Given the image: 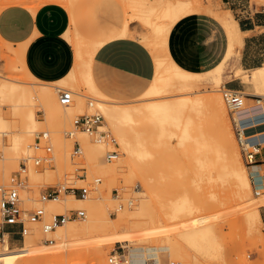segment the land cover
Here are the masks:
<instances>
[{
	"label": "rangeland",
	"instance_id": "obj_1",
	"mask_svg": "<svg viewBox=\"0 0 264 264\" xmlns=\"http://www.w3.org/2000/svg\"><path fill=\"white\" fill-rule=\"evenodd\" d=\"M156 1L158 2V0H80L71 14L75 15L76 23L70 22V28L68 29L69 37L65 36L74 49V58L75 52H78V50L82 58L85 57V60L83 58L84 67H80L79 72H77V78L73 81L66 78L62 83L56 81L44 82L46 80H38L37 78L34 79L28 76L22 66L18 52L21 46L16 48L13 44L6 43L0 38V84L2 81L10 79V81L14 80L20 84L34 88L47 85L55 93L57 102L59 103V108L53 109L51 116L46 117L44 107L38 99H35L33 102L35 104H32V107H34L36 112V126L34 128L35 131L29 133L25 132V128L22 125H17L11 119L13 109L9 101L10 98L0 95V113L4 112L10 116L6 119L7 128L4 129V132H0V138H3L0 142V183L7 182L9 176L19 168L21 159L29 155L25 152L27 145L23 146L8 142L10 136L16 134L24 137L32 135L35 139L39 132L48 131L54 145V161L52 164H44L38 168L31 167V173L30 169L26 176L29 186L25 195L26 197L29 196V198L25 200L24 205L30 209H34L38 205H43L45 208V204L49 200L40 202V193L57 184L76 187H92L97 185V190L92 192L93 195L91 194L92 198L94 196L97 198L95 201L92 202L90 197H88L85 202L79 204L72 202L73 205L70 209H83L86 211V217L74 218L66 223L72 222L82 225L91 216L108 219L107 222L98 220L94 223V227L91 226L90 229L82 232L79 236L80 239L73 243V248L70 245L66 246V240L68 241L66 237L62 239L59 237L57 239L56 233H44L42 231V223L28 224V235H25L24 239L21 238L18 244L10 243L9 241V249L24 247L26 238L29 235L36 238L37 244H53L56 249H43L45 253L49 252L45 256L36 255L32 257L25 255L15 264H112L109 261L112 254L122 258L121 264H128L127 259L129 258L130 249L160 244L172 246L170 251H161V264H170L171 262L177 264H264V222L261 219L257 223V227L251 230L247 221L250 207L245 204L250 201L247 198H258L259 195L255 193L256 187L250 176L248 165L244 163L242 158L233 129L231 114L224 99L226 108L225 118L205 114L203 111L199 113L200 111L196 110L195 120L202 127L205 141L211 146L215 147L216 145V147H221V144L231 141L236 145L241 156L240 160L248 170L252 184L250 195L242 198H239L234 192V186L231 184V181L217 180L208 182L205 176L201 175L203 169L199 168L198 159L197 157L195 158V156H198L197 152H186V154L183 152V146L178 142L180 138L176 137V125L174 124L166 123L163 131L160 133V125L158 123L154 125L155 121H152L154 122L153 127L150 124L151 121L148 123L147 120H143L145 119L144 117L140 119L138 116H134L133 121H124L123 126L126 130H129L130 126L136 128L141 126L140 131L142 134L140 138L144 142V145H138L135 135L131 132L132 144L134 146L137 144V148L141 152L131 153L132 164L129 167L131 170L125 168V171L120 172V175L116 174V178L114 179L111 178L109 169L114 165L116 160L124 157V152L120 149L116 131L105 116V129L109 130L113 137H115L118 143L117 147H114L110 142L106 144L99 143L92 136L83 132H76L73 138L65 135V132L72 128V122L76 116L85 112L100 111L102 113L96 103L97 99L101 97L91 89V86H88L90 81L87 69L91 59L88 56H90L91 52H86L87 45H96L103 33L111 26H122L126 20H129L131 22L130 28L133 32L130 31L128 36H135L136 33V37L144 42L152 52V48L141 39V36H150L151 28L148 27L145 20L154 19L156 16L151 11H144L145 9L141 5L139 6V4L149 3L151 5ZM203 1L204 4H211L215 9L220 10V12L224 9L231 10L227 5L220 4L219 0ZM248 1L257 7L264 5V0ZM50 2L52 0H0V10L10 4H21L35 9L40 5ZM132 3H138V7L135 8V18H133V10L131 8ZM66 8L68 9V7ZM68 10L71 13L70 8ZM231 12L237 20L240 18L241 14L232 10ZM202 17L210 20V24L214 26V31H219L221 59L227 47L225 32L219 23L211 21L212 18L210 16L203 15ZM133 40L145 46L139 40ZM77 42L81 45L83 51L80 50V46L77 49ZM89 42H91V45ZM93 47L91 46V48ZM217 61L204 70L213 68L218 63ZM227 69L226 71H228ZM98 73L96 66L93 64V79L101 91L109 96L110 102L118 103V105H139L140 103H147L150 99L152 101V98L144 100L146 99L145 97L138 96L142 89L139 87L133 88L131 86L132 81H125L128 84L126 86H120L119 84L115 86L108 84L107 77L100 76ZM84 74L85 78H83ZM153 77L151 78L150 76L151 79L145 80L144 83H149L148 85H150ZM207 77L209 78L207 79ZM231 80H235V82L240 84L242 92H248L245 106L250 111L246 113L247 115L264 111V97L252 94L255 92V89L251 83H245L241 78H233ZM227 81L225 80L224 83L215 86L210 75H205L204 81L198 86L200 92H197V94H219L222 97L220 90L225 85L228 86ZM63 83L66 86H62ZM58 87L75 90L74 102L68 105L72 106L73 112H69L68 106L60 104L58 100ZM172 87V85L167 86V88L164 87V89L166 88V92L170 90L167 92V95L176 96L181 94L180 91L176 90V87ZM174 96L172 98L167 97L166 99H175L176 97ZM255 97L262 99V102H256L254 100ZM160 99L163 98L156 100ZM90 101H93L94 104L89 105ZM112 103H108V105H112ZM260 106L263 107L258 110L257 108ZM60 113L61 116H59ZM157 125L159 130L157 129ZM260 128L264 129V125L260 126ZM259 134H264V132ZM56 135L62 137L64 143L62 146L54 140ZM76 138L81 141L83 148V155L80 158L72 157L73 143ZM88 141H91V144L94 145V148L91 150L88 147ZM28 142L32 144L31 140ZM196 144L192 143V146L195 148L197 147L195 146ZM187 145L189 146V143ZM114 148H118L119 150L118 157L112 160L105 158V153ZM188 154H192L190 155L191 157ZM81 167L84 168V171L79 170ZM9 169L11 170L9 171ZM262 173H264V169ZM81 174L83 176L80 177ZM97 178L101 179V182L98 184L95 183V179ZM145 179L152 184L149 190L146 188V184H144ZM117 192L119 196L115 197L113 194ZM186 194L192 198V209L176 214L175 204L180 200L179 198H182ZM70 195L82 197L70 192L63 197L68 199ZM141 203H145L149 210L138 214L139 210L137 209ZM120 205H122L121 208ZM70 209L66 212L69 213ZM125 210H128L131 214L136 213L137 210V213L133 216H129L128 213L122 214ZM51 217L52 215H47L46 218L50 219ZM108 225L111 227L107 228ZM194 228H207L209 230V237L218 245L219 253H217V256L207 255L199 251L184 239V234ZM119 233H127L130 238L124 241H116L115 237ZM48 238L55 241L50 243L51 241H48ZM61 240H64L63 243ZM2 242L0 241V245ZM201 245L202 247L203 245L205 246L204 241H201Z\"/></svg>",
	"mask_w": 264,
	"mask_h": 264
},
{
	"label": "bare ground",
	"instance_id": "obj_2",
	"mask_svg": "<svg viewBox=\"0 0 264 264\" xmlns=\"http://www.w3.org/2000/svg\"><path fill=\"white\" fill-rule=\"evenodd\" d=\"M76 1L77 0H52V2L64 4L69 8H71ZM156 2L151 5L149 3L139 4V6L141 5L142 8L145 9L144 11H148V12L151 11L153 12V15L156 16V18L154 19L145 20L148 27L151 28L150 36L149 35L141 36V39L145 41L150 48H152V52L155 58L156 70H155V74L153 75L154 77L151 84L146 86V88L138 95L140 97H145L146 99L144 100H148V98H152V101L150 99L148 100L147 103L144 104L140 103L139 105L138 104L118 105V103H112V101L110 102L109 96H107L104 92H102L101 89L96 84V82L94 81L91 71L92 58L97 48L102 43L97 42L96 45H91V42H89L90 45L94 47L91 48V46L88 45L86 47L87 48L86 52L87 53L91 52V54H89L90 56H88L91 58L88 63V69H87L89 75V81H90V84L88 86H91V89L101 97L98 98L96 101L97 106L100 108L104 116L111 122L114 130L116 131V135L119 140L118 142L121 147L120 149H122L123 150L122 152H124V157L122 155L123 158L116 160L114 165L109 169L111 178L112 179L116 178V174L125 171V168L130 169L129 167H131L132 164L131 163L132 158L130 156L131 153L141 152V150L139 151L138 150L139 148H137V144L144 145V142L140 138L142 134L140 131L141 126H139L138 128L134 126H130L129 130H126V128L123 126L124 121H133L134 116H138L140 119L141 118L143 119L144 117L145 119L143 120H147L148 123L151 121L150 124L153 127L158 123L161 127L160 133L161 131H163V127L164 125H166V123H171L176 125L175 127L176 137L180 138L178 142L179 144H181V146H183L182 147L184 150L183 152H185V154L186 152H197L198 156H195V158L197 157L198 164L201 166V167L199 166V168L203 169V171L202 169H200L203 172L201 173V175L203 174L208 182L217 181V180L231 181V184H233L234 186V192L239 198L248 196L250 195V191L252 190L251 179L248 170L240 160L241 156L239 155L236 145L232 141L231 142L224 141L225 144H221L222 145L221 147L220 146L216 147V145L215 147L211 146L209 143H207V141H205L206 139L204 138V132L202 130V127L198 125L195 120L196 110H199L200 111L199 113L203 111V113L205 114H212V116L215 117L217 116L218 118H225L226 108L223 98L219 94L204 95L203 93L197 94V92H200L198 90V86L202 83V81H204L205 75H210L211 80L213 81L215 86L224 83L225 80H231L233 78H241L243 82L251 83L254 86L255 92H253L252 94H256L258 96L264 97V65L261 67L253 68L251 70H244V68L242 67L239 59L241 56V48L244 43L245 32L241 30L239 26V22L233 16L231 10L225 9L222 12L214 11L212 9V5L204 4L203 0H158V2L157 3ZM131 6L133 10V18H135V10H136L135 8L138 7V3H134V4L132 3ZM203 12L213 14L215 18L221 23L222 28L226 33L228 44L226 51L223 54L221 60L218 62V64H216L213 68L209 70L195 71L185 68L180 64H178L172 58L167 43H168L169 33L172 27L174 26V24L179 19L191 14H199ZM130 23L131 22L127 20L124 29L121 32L122 36L129 35ZM78 46L81 47V45L78 44L77 49L80 48ZM80 50L83 51L82 47ZM23 51H24V47L23 45H21L18 52L20 54V59L22 61V66L25 70V73L28 76L36 79L25 66V62L23 61V55H24ZM83 58L85 60V57ZM83 58L80 55L79 50L78 52L76 51V60L74 67L66 76L57 80L56 82L62 83L64 80H66V78H68L70 81L76 80L77 72H79L80 67H84ZM81 69L83 70V68ZM226 69L228 71H226ZM85 74L83 78H85ZM208 78L209 77H207V79ZM171 85L173 87H176V90L180 91L181 94L180 95L175 94L176 96L167 95L168 94L167 92L170 90L166 92L165 89L167 88V86H171ZM62 86H66V85L63 83ZM164 87L166 88L164 89ZM243 92L246 94L248 93L246 91ZM0 95L3 97L10 98L9 101L12 104L11 106L13 109V116L11 117V119L17 125L18 124L22 125V127L25 128V132H29V133L34 132L35 131L34 128L36 126V120H35L36 112L34 110V107H32L33 106L32 104H35L33 103L35 99H38L41 105L44 107L42 108L44 109L46 117L51 116L53 109L59 108L58 106L59 103L57 102L55 93L47 85H43L40 88L38 87L34 88L20 84L14 80L10 81V79H8L1 82ZM172 96L176 98L166 99L167 97L172 98ZM153 98L155 99L154 101ZM158 98H163V99L156 100ZM259 100H260L259 103H261L262 99ZM108 103H112V105H108ZM93 104L94 103H92V105ZM67 108L69 109V112H73L72 106H68ZM254 114L249 115L248 119H254L256 116ZM59 116H61V113L59 114ZM7 117L10 116L6 115L4 112L0 113V132H4V129L7 128L6 126ZM152 121H155V124ZM254 121L259 122L262 120H253V122ZM261 124L264 125V121L259 125H257L259 126L257 127L258 129H261L260 128V126H262ZM157 129H158V125H157ZM79 132L82 131H78V133ZM131 132L135 135V139L137 143L135 146L132 144L131 141V134H132ZM172 133L174 134V132ZM2 139L3 138H0V142L2 141ZM29 140H31V143H33L34 137L32 135L31 136L28 135L24 137L16 134L14 136H10L8 142L16 143L17 145H23V146L27 145V149L25 152L30 154L31 144L28 142ZM54 140H56L57 143L61 146L64 144L62 137L56 135ZM99 143L106 144L107 142L106 143L99 142ZM188 143L189 146L187 145ZM192 143L195 144L197 143L195 145L197 147L194 148V146H192ZM88 144L90 150L94 148V145L91 144V141H88ZM253 169H256V167L252 166V170ZM10 170L11 169H9V171ZM31 171L32 169L30 170V173ZM259 175L262 177L261 180L263 181L264 173L261 172ZM259 175L257 174H255V176L253 175V177H251L252 180L255 181L256 183H259L260 181L258 180ZM144 184H146L145 186L146 188H148V190L152 186V184L146 179L144 180ZM257 186H258L257 188H261L260 189L261 193L259 194V197L247 198L250 201L248 203H245L247 204L246 206L250 207L247 214L248 216L247 221L251 230L256 228L257 223L261 221L262 218L260 213V206L264 205V184ZM64 199H66V197H61L59 199H49V201H47V203L45 204L46 215L53 216V214L56 213H65L67 210H69L72 207L73 205L72 202L79 204L85 202L87 198L74 197L70 195L68 199L66 200ZM96 199L97 198L95 196L93 198L90 197V200L92 202L95 201ZM179 199L180 200H178L176 204L174 203L176 206L175 209L176 214L184 210L192 209V203H193L192 198H190L188 194L182 196V198ZM137 210H139L138 214H141L143 212H147L149 208L147 209L145 203H141L139 204ZM127 213L129 214V216H133L134 214H136V213L131 214L128 212V210H125L124 213L122 214H127ZM65 214H67V212ZM98 220L104 222L108 221V219L104 217L98 218L91 216L82 225H77L72 222L66 223L69 221L68 220L64 223L58 224L55 228L51 230H47L44 233H50V232H53V234L56 233L55 235L57 239L59 237L61 239L63 237H66L68 239V241L66 240V246L68 247L70 245V247L72 246L73 248L74 246L73 243H75L76 240L80 239L79 238L80 234L90 229L91 226H93L94 223ZM110 227L111 226L108 225L107 228ZM26 235H28V233ZM6 236L7 238H5L2 244L0 245V264H15L19 259H21V257L25 255H29L32 257L36 255L45 256V254L46 253L48 254L49 252L45 253L43 249L55 247L53 244H51L53 246L47 243L37 244L36 238L29 235L26 238V244L24 247L9 249V240H8L9 237L8 235ZM209 236H210L209 230L207 228H194L191 231L188 230L184 234V239L190 242L199 251L204 252L207 255L210 254L212 256L213 255L217 256L218 255L217 253H219L218 245ZM129 238L130 237L127 233H119L118 235H116L115 240L124 241V240H128ZM47 240L51 241L50 243H53L55 241V240L52 241V239L50 238H48ZM201 241H204L205 246L203 245L202 247ZM58 246L60 245L58 244ZM171 248L172 246L169 244L151 245L146 247H134L130 249L127 263L128 264H161V260H160L161 251H170Z\"/></svg>",
	"mask_w": 264,
	"mask_h": 264
},
{
	"label": "crops",
	"instance_id": "obj_3",
	"mask_svg": "<svg viewBox=\"0 0 264 264\" xmlns=\"http://www.w3.org/2000/svg\"><path fill=\"white\" fill-rule=\"evenodd\" d=\"M79 2L80 0H77L70 8L71 13L69 7L67 9L64 4L53 2L35 9L21 4H10L0 10L1 40L13 44L16 48L23 45L25 66L38 80L57 81L74 67L76 52L74 58V49L65 36L69 33L70 22L76 23L75 15L71 14ZM219 2L241 14L236 20L241 30L245 32L239 59L244 70L263 66L264 5L257 7L248 0ZM212 9L220 11L213 6ZM203 15L210 16L214 19H211L212 22L216 21L215 23L221 25L211 13L191 14L175 23L168 36L167 46L172 58L181 66L195 71H205V68L221 60L219 31H214L210 20L202 17ZM126 22L127 20L122 26H111L100 37L98 42L102 44L94 53L91 71L93 75L94 64L98 74L107 77L108 84L126 86L128 84L125 81H132L133 88L139 87L143 91L149 84L144 81L150 80L155 73V60L150 49L136 37L135 32V36L121 35ZM129 29L133 32L131 28ZM133 39L139 40L147 48ZM227 84L229 87L241 89L235 80H228ZM258 131L264 132L261 129ZM257 161V164L253 165L256 169L252 170V166H248L251 177L259 175L264 169V144L257 155ZM258 177L259 183L253 181L255 186L264 184L262 177L260 175ZM260 213L264 222V205L260 207ZM9 241L18 244L21 238L11 236Z\"/></svg>",
	"mask_w": 264,
	"mask_h": 264
},
{
	"label": "built area",
	"instance_id": "obj_4",
	"mask_svg": "<svg viewBox=\"0 0 264 264\" xmlns=\"http://www.w3.org/2000/svg\"><path fill=\"white\" fill-rule=\"evenodd\" d=\"M222 97L231 114V121L235 136L240 147V152L244 163L248 166L257 164V155L260 153V149L264 144V134H259L257 125L264 121V111L255 113L254 119H248L249 111L246 108L247 94L243 93L240 89L232 88L227 85L221 88ZM74 91L71 89L58 87V100L62 106H68L74 102ZM260 98H254L256 102H259ZM93 101L89 102L92 105ZM262 106L257 109H261ZM253 120H262L256 122ZM105 117L100 111L85 112L76 116L72 122V128L65 132V135L73 138L76 132L82 131L92 136L97 142H110L114 147L118 146V143L111 134V132L105 129ZM104 127V128H103ZM30 154L21 159L19 168L13 172L7 182L0 183V241H4L6 235L18 236L20 238L25 237L29 232L28 224L42 223V231L46 232L55 228L58 224L64 223L74 218H85L86 211L83 209H70L69 213H56L53 214L51 219H47L46 210L43 205H38L34 209H30L24 205L27 189L29 186L27 174L30 168H38L44 164H52L54 161V145L51 140L50 133L48 131L39 132L34 139V142L30 146ZM83 155V148L81 141L75 139L73 143L72 157L80 158ZM119 155L118 148L110 149L106 152V158L112 160ZM79 170L84 171L81 167ZM83 174L80 175V177ZM101 182L100 178L95 179V183ZM255 193L259 195L260 189L255 186ZM97 190V185L90 186H66L65 184H57L49 187L45 191L40 193V202H46L49 199H59L65 196L67 193H73L74 195H80L84 198L91 197L93 191ZM115 197L119 196V193H114ZM122 205H120V208ZM264 231V227H263ZM112 264H121L122 258L115 254H112L109 258ZM170 264H177L171 262Z\"/></svg>",
	"mask_w": 264,
	"mask_h": 264
}]
</instances>
